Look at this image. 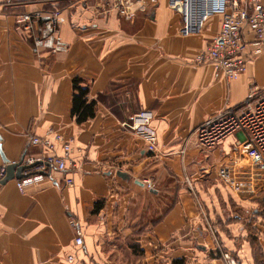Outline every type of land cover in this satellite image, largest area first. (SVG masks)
Returning <instances> with one entry per match:
<instances>
[{
  "label": "crops",
  "instance_id": "crops-1",
  "mask_svg": "<svg viewBox=\"0 0 264 264\" xmlns=\"http://www.w3.org/2000/svg\"><path fill=\"white\" fill-rule=\"evenodd\" d=\"M134 1L138 9L126 20L108 0H0V165L39 156L30 137L56 133L71 140L75 163L24 191L16 179L0 183V264H72L73 253V264H171L176 258L225 264L217 242L240 264H256L250 240L241 236L236 244L231 239L238 237H227L234 225L223 203L246 201L235 192L247 184L238 176L264 179L261 164L247 156L241 132L206 151L194 131L240 107L253 85L264 92V55L228 80L212 64L194 60L220 31V16L191 26L170 0ZM53 3L63 9L61 31L70 49L38 52L18 28L17 14ZM76 78L96 102L95 116L84 123L72 116ZM140 113L150 116L155 152L124 125ZM214 167L223 183L216 180L218 187L209 184ZM98 201L104 205L94 212ZM70 217L84 230L82 247L75 245ZM258 232L264 250V229Z\"/></svg>",
  "mask_w": 264,
  "mask_h": 264
},
{
  "label": "built area",
  "instance_id": "built-area-1",
  "mask_svg": "<svg viewBox=\"0 0 264 264\" xmlns=\"http://www.w3.org/2000/svg\"><path fill=\"white\" fill-rule=\"evenodd\" d=\"M111 9H115L124 19L133 17L138 8L134 0H108ZM170 7L182 15L191 26H198L203 20L220 16L221 28L205 50L195 56L198 65L212 64L228 80H235L247 69L248 62L259 55H264V1L263 0H170ZM143 8V7H142ZM62 7L36 9L17 14V25L22 33L33 39L36 50L51 53L67 52L69 43L61 31ZM140 123H137L136 120ZM125 127L139 132L145 139L147 149L155 152L158 139L150 128V116L140 113L132 123L125 122ZM237 132L243 133L249 158L257 161L264 168V92L253 85L240 107H229L201 123L194 134L197 145L203 150H212L223 140ZM30 143L39 147V156L24 157V164L38 162L24 171L25 176L16 179L21 191L27 187L50 178L53 170L68 171L75 163L71 157V140L63 135L49 134L32 136ZM62 153H58V149ZM13 161L11 163H16ZM7 164L0 165V183L6 175ZM153 189L152 181H145ZM264 183V179L260 180ZM67 186L74 185L72 177L65 178ZM70 223L76 231L75 245H84V230L79 221L70 217ZM225 264H240L230 251L224 250L219 242L215 247ZM70 263L76 262V254L68 256Z\"/></svg>",
  "mask_w": 264,
  "mask_h": 264
},
{
  "label": "rangeland",
  "instance_id": "rangeland-1",
  "mask_svg": "<svg viewBox=\"0 0 264 264\" xmlns=\"http://www.w3.org/2000/svg\"><path fill=\"white\" fill-rule=\"evenodd\" d=\"M70 49V47H69ZM216 148V147H215ZM247 151V150H246ZM247 156H249L247 152ZM262 176L264 177V168L261 166ZM215 176L212 174V168L209 171V175H211L209 180V184H213V186L223 184L219 176L217 175L216 167H214ZM248 172V170H246ZM251 175V174H250ZM249 173H245L244 176H238L239 179H243V182H247L245 185H241L238 189L236 187L235 192L238 195H241L243 198L246 199L244 202H232L231 198L223 196V200L229 199V205L226 207V203H223L225 206V214L230 217V221L234 225L232 229H228L227 237L236 236L238 239L241 236H245L248 240L253 238H258L259 240V232L258 229H264V205L262 203V198L264 197V184L260 183V180L254 179V177H250ZM219 181V183L217 181ZM221 193V190H218ZM233 200V199H232ZM231 201V202H230ZM262 232V230H261ZM217 236L220 238L221 235L216 232ZM232 238V237H230ZM221 239V238H220ZM236 244H239V240L231 239ZM223 245V244H222ZM225 249V248H224ZM227 249V248H226ZM215 250V249H214ZM228 250V249H227ZM216 251V250H215ZM229 251V250H228ZM234 257L235 254H232ZM217 256L220 255L217 253Z\"/></svg>",
  "mask_w": 264,
  "mask_h": 264
},
{
  "label": "trees",
  "instance_id": "trees-1",
  "mask_svg": "<svg viewBox=\"0 0 264 264\" xmlns=\"http://www.w3.org/2000/svg\"><path fill=\"white\" fill-rule=\"evenodd\" d=\"M56 5L59 6V3L58 4L53 3V7ZM73 89H74V93H73L72 116L75 117L78 123H84L90 118H93L95 116L96 102L95 100H89L88 98L89 86L85 85L82 79L79 78L74 79ZM103 205H104V201H98L95 204L94 212L99 211L103 207ZM257 239L258 238L256 237L253 238L252 241L250 240L254 248L256 264H264V250L261 247L259 240ZM130 246L134 247V252H136V255L139 256V253L142 255L143 251L136 242L131 240ZM224 250L227 249L225 248ZM237 260L239 259L237 258ZM171 264H186V259L176 258L172 261Z\"/></svg>",
  "mask_w": 264,
  "mask_h": 264
},
{
  "label": "water",
  "instance_id": "water-1",
  "mask_svg": "<svg viewBox=\"0 0 264 264\" xmlns=\"http://www.w3.org/2000/svg\"><path fill=\"white\" fill-rule=\"evenodd\" d=\"M23 160H24V157L21 158L16 163H11L10 161H5V163L7 164L6 175L1 180V184H5V183H7L8 181H10L12 179H20V178L24 177L25 176L24 171L26 169L34 167L38 163V162H35V163L27 165V164L23 163ZM118 175H120L121 177H125L126 173H124L122 171H119ZM262 201L264 203V197L262 198Z\"/></svg>",
  "mask_w": 264,
  "mask_h": 264
}]
</instances>
